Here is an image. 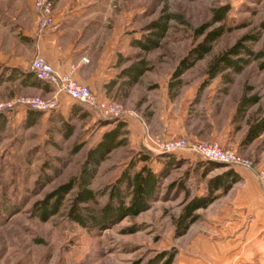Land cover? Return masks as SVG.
Returning a JSON list of instances; mask_svg holds the SVG:
<instances>
[{"label":"crops","instance_id":"1","mask_svg":"<svg viewBox=\"0 0 264 264\" xmlns=\"http://www.w3.org/2000/svg\"><path fill=\"white\" fill-rule=\"evenodd\" d=\"M106 1L53 0L56 25L39 33L34 0H0V101L21 94L47 98L59 93V106L54 110L32 113L30 108L18 106L4 112L7 119L0 128V142L10 127L19 124L26 131L41 125L47 135L65 138L66 120L77 128L79 120L95 115L90 105L65 91L59 92L55 85L35 75L32 59L41 53L59 74L72 73L100 97L125 103L128 113L124 120L133 147L164 155L147 146L148 134L164 139L184 136L193 141H217L255 160L253 169L227 165L211 175L214 168L204 172L206 163H198L201 157L197 153L189 149L168 152L177 161L183 159L181 164L172 165L170 173L188 166L204 174L205 188L198 195H208L210 179L225 170L233 168L238 174L228 190H215L216 197L210 204L197 209L198 219L177 236L173 264H264V187L255 172L258 167L264 169L261 98L257 95L258 101L241 106L244 95L254 94L248 88L236 91L234 79L227 80L223 74L208 80L221 75L215 83H205L200 78L185 81L189 68L178 79H173L172 71L161 78L153 77L149 73L151 65L144 58L147 51L137 43L142 36L133 31L137 29L133 26L137 10L125 6L115 13L112 1ZM113 19L118 20L117 24L109 25ZM84 57L89 62L82 61ZM141 58L148 69L132 82ZM113 125L99 122V139ZM165 158H153L156 171L163 168Z\"/></svg>","mask_w":264,"mask_h":264},{"label":"rangeland","instance_id":"2","mask_svg":"<svg viewBox=\"0 0 264 264\" xmlns=\"http://www.w3.org/2000/svg\"><path fill=\"white\" fill-rule=\"evenodd\" d=\"M111 1L115 13L125 6L137 10L133 25L137 29L133 31L142 37L148 32L144 28L164 10L177 15V19H171L161 45L144 52L151 65L149 73L159 78L173 72L189 50L204 39L205 35H195V29L211 19L212 10L230 5L226 21L229 30L214 41L207 54L195 61L184 80L200 78L205 83H215L222 76L208 81L209 64L242 39L244 49H251L253 54L242 50L233 55L251 60L242 70L232 73L233 87L236 91L248 88L251 94L261 98L260 106H264V70L259 67L264 57L253 56L264 51V0ZM116 19L109 25H116ZM91 108L95 115L79 120L69 138L47 135L41 125L26 131L20 124L10 127L4 135L0 142V264H162L166 257L154 260L167 251H178L175 221L182 213L187 191L189 197L196 196L204 191L206 184L201 170L192 171L188 166L174 169L163 179L149 209L136 216H126L110 227L90 229L72 221L68 211L74 192L66 196L59 213L45 221L39 217L34 208L36 202L79 173L89 147L101 135L97 125L103 118L95 107L91 105ZM78 142L85 145L72 154ZM138 150L141 149L129 143L113 151L100 165L92 187L99 190L116 181ZM201 162L199 159L198 163ZM48 163L58 166L65 163L62 173L54 175L50 182L45 178L46 173L53 172L46 168ZM221 164L210 174L223 171L228 165ZM108 197V194L99 196L94 206L101 207Z\"/></svg>","mask_w":264,"mask_h":264},{"label":"trees","instance_id":"3","mask_svg":"<svg viewBox=\"0 0 264 264\" xmlns=\"http://www.w3.org/2000/svg\"><path fill=\"white\" fill-rule=\"evenodd\" d=\"M229 10L230 5L227 4L214 8L212 10L213 15L211 19L199 27H196L195 35H205L204 39L193 46L179 62L178 66L173 71V79H178L185 70L193 66L196 60L207 54V52L212 49L214 41L229 30L226 27ZM172 18L177 19V15L168 13L164 10L158 19L150 22L148 26L144 28V30L148 32L137 42L140 47L145 51L159 47L161 45V40L169 30V23ZM248 37L249 36H245V38ZM244 48H246V46L241 39L228 51L217 56L207 68L210 77L223 73L225 79L232 80L233 72L242 70L245 65L251 62L250 59L243 56L236 58L233 56L245 50ZM245 51L248 52L249 55L253 54L251 49H246ZM253 56L260 59L264 57V51L254 53ZM147 65L146 60L141 58L139 65L135 66L136 75L134 79H132V82L137 81L139 75L144 74V71L148 69ZM259 67L264 70V60L259 64ZM227 69H229L230 72L226 71ZM178 82L179 80L177 83ZM258 100L256 94L252 96L244 95L241 98V106L251 105ZM80 106L83 107L82 105ZM30 109L32 113L35 110H39L36 108ZM102 118L103 121L101 124L113 123L114 125L103 132L104 134L102 137L89 147L79 173L58 185L51 190L45 198L36 202L34 208L42 220H48L52 215L59 213L66 196L74 192L68 211L69 218L72 221L90 229L95 227H110V225L122 221L126 216H136L140 212L149 209L151 207L150 201L158 194V189L163 179L170 173L172 165H179L183 161V159L178 161L175 160V155L173 153L166 152L164 155H153L149 153V151L141 149L136 152L129 166L123 169L120 177L116 181L108 183L103 189L97 190L93 188L92 184L94 178L103 161L116 149L129 144V132L126 128L127 122L124 118ZM6 119V115L0 112V120L2 121L0 128L4 127ZM63 128L65 138H69L75 131L76 124L71 120H66ZM84 145L85 143H76L72 150V154H77ZM160 156L168 159L165 158L166 162L163 168L156 171L152 165V160L154 157L159 158ZM201 161L206 163L204 172H208L215 167L223 166L220 162L213 160L208 161L203 159ZM139 162H142V164L137 166ZM64 165L65 163L63 166ZM63 166L48 163L46 168L50 167L53 169V172L45 174L47 182H50L54 175L62 173ZM237 179L238 174L233 168H229L225 170L224 174L210 179L209 186L211 191L208 195H196L189 198L190 193L187 191L188 198L182 213L175 221L176 236L183 235L187 228L198 219L199 214L196 213L197 209L206 207L210 204L211 200L216 197L214 193L216 189L223 188V191L228 190L231 184ZM182 188H184L183 184H181V189ZM105 194H108V200L101 205V207L94 206V204H97L99 201L98 197ZM176 253V249L169 252L167 251L164 255L158 256L154 262L166 257L162 264H171Z\"/></svg>","mask_w":264,"mask_h":264},{"label":"built area","instance_id":"4","mask_svg":"<svg viewBox=\"0 0 264 264\" xmlns=\"http://www.w3.org/2000/svg\"><path fill=\"white\" fill-rule=\"evenodd\" d=\"M35 11L37 14V28L39 33L54 27L56 19L54 17L53 0H34ZM84 62H89V59L84 57ZM31 69L35 75L41 80L49 82L56 86L59 92L65 91L74 99L88 105H92L97 109L99 114L104 118H124L128 113L125 103L111 98H102L96 91L91 89L86 84L79 82L72 73L65 72L59 74L54 67L44 58L41 53H36L32 59ZM25 106L28 108H36L48 112L59 106V93L52 97H44L42 95H25L21 94L13 99L0 101V112H9ZM147 146L157 153L176 152L180 149H189L197 153L202 159L213 160L228 165H243L253 169L255 160L244 156L242 153L232 148H226L217 141L195 140L184 136L179 138H162L159 135L148 134ZM258 179L262 187H264V169L256 168Z\"/></svg>","mask_w":264,"mask_h":264}]
</instances>
